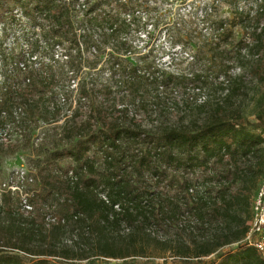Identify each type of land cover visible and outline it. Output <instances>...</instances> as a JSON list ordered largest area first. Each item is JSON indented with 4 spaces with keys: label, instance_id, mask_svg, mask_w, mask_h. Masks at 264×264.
<instances>
[{
    "label": "trees",
    "instance_id": "trees-1",
    "mask_svg": "<svg viewBox=\"0 0 264 264\" xmlns=\"http://www.w3.org/2000/svg\"><path fill=\"white\" fill-rule=\"evenodd\" d=\"M229 1L237 6L240 0ZM7 2L13 7L0 17L1 24L7 16L22 22L17 17L22 13L40 33L28 41L26 55L1 72L0 155L30 148L27 167L34 183L23 189L33 208L28 213L20 193L0 188V264H95L101 258L113 261L105 264H155L136 260L154 257L157 249L163 260L157 264H264L244 241L264 177V104L245 125L237 100L245 86L264 85V2L255 15L236 9L254 34L246 33L230 51L219 50L221 61L233 56L232 68L241 73L217 75L222 81L215 98L204 97L195 103L196 113L153 130L130 117L133 105L83 111L95 80H79L75 89L69 84L79 76L84 46L95 49V41L106 38L117 44V56L130 54L119 35L147 29L136 17L125 18L136 5L113 0L117 7L106 17L102 8L113 4L109 0L92 3L86 12L77 0H0V6ZM224 28L221 22L217 32ZM45 45L56 57L29 62ZM214 50L212 59L218 55ZM245 65L249 72L242 71ZM127 70L136 69L113 62V91L123 93L134 79ZM191 76L208 85L202 73ZM161 80L163 89L189 82L165 72ZM41 124L48 129L36 135ZM154 228H163L166 237H155Z\"/></svg>",
    "mask_w": 264,
    "mask_h": 264
},
{
    "label": "rangeland",
    "instance_id": "rangeland-1",
    "mask_svg": "<svg viewBox=\"0 0 264 264\" xmlns=\"http://www.w3.org/2000/svg\"><path fill=\"white\" fill-rule=\"evenodd\" d=\"M149 1V21L153 24L149 38H142L143 34L141 35L140 32L142 29L130 30V32L119 35V41L128 43L131 47L126 46L130 52L127 57H123L121 51L119 52L120 56H117L118 52L113 48V45L116 46L117 44L111 39L101 38L100 42L95 41L96 53L94 49L87 50L84 46L79 76L75 83L77 84L79 80H95V93H92L88 99L89 104L83 103L84 105L81 106L83 111H85L86 106L87 108L92 106L103 107L113 111L114 104L118 109L122 107V103L129 106L133 105L130 117L136 119L144 129L153 130L160 123L175 124L180 120V117L189 116L191 110L196 113L195 103H201L204 97L212 96L215 98L218 94L215 90L218 88L216 87L217 83L222 81L221 79L216 80L217 75H223L227 72V75L233 76L238 73L232 68L236 64L233 56H229L227 61L223 62L219 57V50L228 49L230 51L236 43L245 37L246 33H253L251 29L246 31V27L249 25L244 24L242 18L237 16L236 9L245 16L254 9L255 3L254 0H240L237 6H234L229 0H219V4H215V0H192L190 2L193 6L192 9H197L196 12L199 15L202 8L207 7L206 11L209 16L205 17L203 23L192 14H188L189 9L184 6L187 0ZM262 1L264 2V0ZM12 7L11 2L3 3L0 6V17ZM116 7L117 5L114 3L105 4L102 8V15L105 14L106 17H110L109 12H114ZM210 7H214L212 13L209 12ZM113 15L115 16V14ZM21 16H23L22 13L17 15L18 19H22V22L12 21L10 16H7L4 24H1L0 21V83L2 70L6 69L8 65L10 67L11 60L26 55L29 46L28 41L31 42L39 37V27L33 28V25L37 24L26 22L27 20L25 21ZM260 18L262 19L261 27H263L264 16ZM221 22L225 23L224 33L217 32ZM257 22V20L251 22L253 28H256ZM142 26L145 28V25L142 24ZM78 33H82V31H78ZM41 41L43 42V40ZM42 47V52L29 62H39L42 55L46 58L44 60L46 63H48L51 55L54 54L56 57L49 45ZM67 48L68 46L65 45L64 49L67 50ZM214 49H218L216 59L211 58V52ZM2 55L6 56V60H2ZM71 55H75L74 51L71 52ZM113 62L119 63L120 68H130L131 66V68L135 67L136 69L134 72L127 70V74L134 79H131L124 86L123 93H118L117 90L113 91ZM259 62L258 60L256 63ZM244 70L249 72V66L245 65L242 71ZM163 72L166 76L170 74L186 76L189 82L176 88L172 86L160 88L159 84L162 85L161 75ZM198 73L204 75V82L208 84L207 86L199 84L192 78V74L197 75ZM126 79V77L125 79L121 78L122 81L127 82ZM107 83L109 85H106ZM69 84L71 89H75L72 82ZM196 87H201L202 90L199 91ZM254 87L252 85L245 86L237 98L242 102L241 108L244 110L243 123L245 125L255 121V113L260 109V103L264 104V85L259 83L257 87ZM46 129L48 126L41 124L36 135L44 133ZM16 138L17 136H14L12 141H15ZM32 158L33 152L30 148L20 150L13 155H0V185L6 181L12 172L15 173L19 168L29 166ZM28 189H32V187ZM153 232L155 237L160 240L167 235L163 228H154ZM235 248V246L225 248L219 254ZM152 256L154 257L138 258L136 261L155 264L163 262L158 249L153 251ZM215 257L216 255H213L205 261H211ZM110 261L112 260L94 259L95 264H105V262Z\"/></svg>",
    "mask_w": 264,
    "mask_h": 264
},
{
    "label": "built area",
    "instance_id": "built-area-1",
    "mask_svg": "<svg viewBox=\"0 0 264 264\" xmlns=\"http://www.w3.org/2000/svg\"><path fill=\"white\" fill-rule=\"evenodd\" d=\"M70 1V0H66ZM108 0H77V6L78 9L83 12H86L89 8V6L92 3H103ZM112 1L113 0H109ZM123 3H133L136 5V8H134V12L132 14H127L126 15V20L128 22L133 20V16L137 18L138 21H140L143 25H146V32L141 31V35L143 34V39L149 38L148 33L151 31L153 24L150 23L149 18V11H148V5L150 4L149 0H121ZM192 0H187L186 4L184 6L189 9L188 14H192V16H195L196 19L201 20L204 23L205 17L208 15L207 7H203L202 10L200 11V15L198 14L197 9L193 10L192 4H190ZM219 0H215V4H219ZM262 0H254L255 6L253 10L251 11L252 15H255L261 5ZM154 5V4H153ZM207 5V4H206ZM213 5V4H212ZM157 6V5H154ZM183 6V7H184ZM212 8H209V12L212 13ZM201 9V8H200ZM199 9V10H200ZM209 16V15H208ZM95 53L96 50L94 49ZM189 56V54H188ZM236 71L239 73L240 69H236ZM73 88L77 87V84L75 81H72ZM62 101H64L62 99ZM86 103V102H83ZM84 105V104H83ZM87 110V106L85 108V111ZM3 140L6 141V133L2 135ZM34 183V177L29 171L28 167H21L17 171L12 172L6 181H4L1 184V190H6V191H11L12 193H20L22 195V208L25 212H31L32 211V206L28 203L27 198L30 196V194H24L23 189L27 185H32ZM252 218L248 224L249 226V231L247 233V236L245 238V243L248 244V246L254 248L258 255L262 258L264 261V177L260 180L259 186L257 189V192L253 198L252 201Z\"/></svg>",
    "mask_w": 264,
    "mask_h": 264
}]
</instances>
